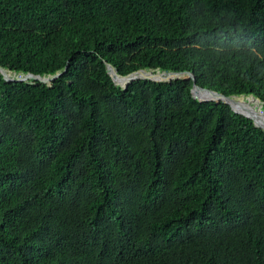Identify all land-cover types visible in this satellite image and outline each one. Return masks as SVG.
<instances>
[{
  "label": "trees",
  "instance_id": "obj_1",
  "mask_svg": "<svg viewBox=\"0 0 264 264\" xmlns=\"http://www.w3.org/2000/svg\"><path fill=\"white\" fill-rule=\"evenodd\" d=\"M103 60L264 109V0H0V264H264V131Z\"/></svg>",
  "mask_w": 264,
  "mask_h": 264
},
{
  "label": "water",
  "instance_id": "obj_2",
  "mask_svg": "<svg viewBox=\"0 0 264 264\" xmlns=\"http://www.w3.org/2000/svg\"><path fill=\"white\" fill-rule=\"evenodd\" d=\"M104 69L110 79L113 81V84L119 86V87H125L129 82L137 79H145L150 80L154 82H164L167 84L178 82L181 79H190L191 80V87H190V94L193 98L201 100V101H220L223 104H226L229 106V108L234 112L237 113L243 117H246L249 119L251 124L262 131H264V109H261L259 100L257 97H255L253 94H249L247 96H244L242 94H236V95H224L219 91L208 89L205 87H200L195 83L193 72L190 70H168V69H161L159 67H141L136 70L129 71L125 74H119L116 68L111 65L110 62H107L103 60ZM65 70V66L57 71L49 72V73H31V72H23L14 74L13 72L5 69L4 67L0 66V75L4 81H23L26 80L28 82H31L32 84L36 85L38 83H50L54 78L58 77L63 71ZM139 71H147L153 75L158 73H164V74H179V73H185L186 76L184 78H179L174 81H165L160 79H153L150 78L148 75L140 76L137 75ZM194 89H198L202 91L204 94H206V97H195L192 94V91ZM239 97L240 101L238 102L236 98ZM235 105L233 106L232 103ZM251 102V103H250ZM248 103V107L239 108V105Z\"/></svg>",
  "mask_w": 264,
  "mask_h": 264
},
{
  "label": "bare ground",
  "instance_id": "obj_3",
  "mask_svg": "<svg viewBox=\"0 0 264 264\" xmlns=\"http://www.w3.org/2000/svg\"><path fill=\"white\" fill-rule=\"evenodd\" d=\"M182 74H185V73H179V74H174V73H173V74L158 73V74H155V75H153V74H151V73H149V72H147V71H139V72L137 73V75H140V76L148 75L150 78H153V79H160V80L170 79V78H172V77H175V76H178V75H182ZM192 94H193L195 97H201V98L207 96L206 94H204L202 91H200V90H198V89H194V90L192 91ZM236 100H237L238 102L240 101L239 98H236ZM231 103H232L233 106H235V105L233 104V102H231ZM248 105H249L248 103H245V104L239 105L238 107H239V108H244V107H248Z\"/></svg>",
  "mask_w": 264,
  "mask_h": 264
},
{
  "label": "clouds",
  "instance_id": "obj_4",
  "mask_svg": "<svg viewBox=\"0 0 264 264\" xmlns=\"http://www.w3.org/2000/svg\"><path fill=\"white\" fill-rule=\"evenodd\" d=\"M196 33L192 34V39L189 41L190 44L196 45L199 43V41L196 39Z\"/></svg>",
  "mask_w": 264,
  "mask_h": 264
}]
</instances>
